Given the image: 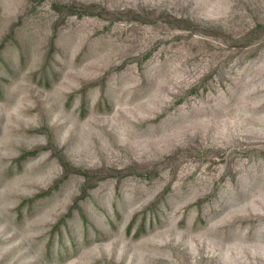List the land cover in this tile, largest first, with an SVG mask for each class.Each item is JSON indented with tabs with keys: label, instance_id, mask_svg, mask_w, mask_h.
Wrapping results in <instances>:
<instances>
[{
	"label": "rangeland",
	"instance_id": "374dc122",
	"mask_svg": "<svg viewBox=\"0 0 264 264\" xmlns=\"http://www.w3.org/2000/svg\"><path fill=\"white\" fill-rule=\"evenodd\" d=\"M0 264H264V0H0Z\"/></svg>",
	"mask_w": 264,
	"mask_h": 264
}]
</instances>
